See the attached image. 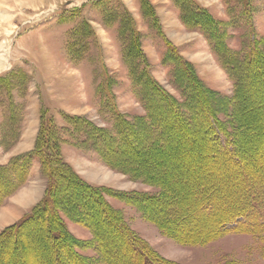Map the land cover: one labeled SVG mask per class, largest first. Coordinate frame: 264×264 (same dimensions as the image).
<instances>
[{"label":"rangeland","instance_id":"1","mask_svg":"<svg viewBox=\"0 0 264 264\" xmlns=\"http://www.w3.org/2000/svg\"><path fill=\"white\" fill-rule=\"evenodd\" d=\"M201 18L213 31L209 38ZM254 46L262 57V74L258 80L251 75V96L259 99L253 107L260 118L247 113L243 121L242 108L252 110V105L243 107L234 98L222 47L241 61ZM188 81L211 91H204L201 103L224 128L236 129L237 123L246 132L252 119H264V0H0V237L38 213L49 187L56 188L50 195L57 216L28 225L33 243L15 255L17 263L47 264L55 253L63 258L59 245L47 237L50 229L59 231L82 259L104 264L93 245L94 231L69 205L80 200L62 189L66 180H74L94 188L129 233L170 263L264 264V240L234 232V224L206 242L183 244L178 238L211 234L214 228L193 221L176 233L160 223L167 209L146 208V198L165 193L171 204L199 193L180 188L194 184L185 170L195 166L190 158L181 163L176 154L169 160L163 155L159 159L165 166L159 162L156 169L145 161L154 160L148 152L153 143H166L148 112L149 101L161 110L156 97L170 99L186 118ZM168 116L163 118L169 121ZM185 126H174L175 133L191 137ZM130 147L134 150L126 154ZM141 154L144 161L138 164ZM164 170L174 174L169 181L159 180ZM200 175L199 182L208 184ZM3 243L1 255L10 241Z\"/></svg>","mask_w":264,"mask_h":264},{"label":"trees","instance_id":"2","mask_svg":"<svg viewBox=\"0 0 264 264\" xmlns=\"http://www.w3.org/2000/svg\"><path fill=\"white\" fill-rule=\"evenodd\" d=\"M203 20L201 18L199 22L202 23ZM202 25L208 29L206 32L207 38H209L212 29L208 28L209 26L206 23H202ZM213 46L211 44V47ZM222 50L226 54L224 66L227 64L231 81L235 83L234 98L243 107L246 104L252 105V110L242 108L243 112L242 115L240 113L239 117L245 121L244 117L247 113L248 116L258 114L256 108H253V105L259 103V99H257L258 97L253 99L251 96L253 94L251 75L253 74L256 77V79L253 78L254 80H258L257 77L262 74L260 71L262 67L260 59L262 57H260V53L255 46L249 50L241 61L237 56L229 54L227 48L222 47ZM196 83L198 86L190 81L184 84L183 91L186 93L189 91L185 97V108L190 110V113L186 118H182L181 113L171 106L170 99H163L160 95L156 97L159 98V103L163 106L161 110H159V107L154 106L152 99L149 101L152 105L148 108V112L155 120L157 129H159L161 137L166 143L162 147H156V143H153L148 152L154 155V160L146 159L145 161L150 164L149 166H152V169H156L159 168V162L164 168L165 161L159 159L163 155L169 160L175 153L179 156L175 159H178L181 163L190 158L195 162V166H188L185 170L187 171L188 181L191 180L194 184L189 186V183L185 182L180 188H183L184 191H188L190 188L192 191L198 189L199 193L192 195L191 198L185 197L179 199V201L173 200L174 202L171 204L169 203L171 202L170 199H167L169 196L165 193L161 198H146L143 199L148 202L146 208L149 210V207L157 205L163 207V210L167 209L160 223L172 226L171 230L174 232H184L182 228L193 221L206 223L208 227L210 226L209 230L215 228L211 234L199 236L198 233L191 232L185 237L178 238L183 244H200L210 238L226 234L229 232L226 227L231 224L235 225L232 229L234 232L248 234L264 240V119H252L246 132L237 123L235 125L236 129L224 128L221 121L214 116L212 110L201 103V99L205 100L204 91L208 94L211 91L201 87L200 83ZM168 109H170V113ZM165 113L169 114L168 117L171 120L167 121L168 119L163 118ZM185 119H189V121ZM184 125L191 132V137L185 138V135L181 136L182 134L175 133L174 126L182 127ZM178 138V142L170 144L171 140L176 141ZM194 144L196 146L191 147ZM153 145H155L154 148ZM188 145L190 149L187 147ZM50 146L52 149H56L53 142ZM132 149L130 147L124 152L127 154ZM140 156L141 159L137 162L138 164L144 161V156L142 154ZM16 161L13 165L17 166L15 169L18 170L21 159ZM43 161L45 162V159ZM180 168L182 167H177V170H180ZM197 169H200L201 172ZM204 172L205 174L201 176L200 173ZM198 174L208 181V184L199 182ZM173 175V172L164 170L163 174L159 175V180L169 181ZM201 186H204L201 188L202 190L200 189ZM63 188L68 189L71 195L83 201L70 202L69 205L72 204L71 208L79 209L80 222L88 225L94 231L93 245L98 250L104 264H173L159 257L147 244L129 233L126 226L119 223L117 218L112 215L111 210L104 207L101 200L96 196L94 188L87 187L82 182L74 180H66L63 183ZM55 189L54 185L49 187L50 193ZM3 192L1 183L0 196L4 195ZM50 193L44 197L43 205L39 208L38 213L30 214L2 234L0 241H3V244L9 241L10 243L6 245V251L2 255L0 254V264H38L37 261H30L29 263L25 260L17 263L14 257L17 253L26 251L29 245L33 243L31 237L35 235L31 233L33 228L28 226L30 223L36 219L39 221L42 217L52 221L57 216L56 200L51 197L53 194L50 195ZM183 204L186 209L181 206ZM94 207L99 209L97 214H92L90 211ZM187 214L191 215L185 218L184 216ZM210 221L212 222L210 223ZM46 225L48 228V224ZM185 230L191 229L187 228ZM110 232H113V238L107 237ZM47 237L55 241L56 245L54 246L59 245L58 247L64 258V260L60 258V254L57 253L50 254L45 259L47 264H94V262L82 259L74 251L72 244L59 231L49 229ZM63 261H66V263Z\"/></svg>","mask_w":264,"mask_h":264},{"label":"bare ground","instance_id":"3","mask_svg":"<svg viewBox=\"0 0 264 264\" xmlns=\"http://www.w3.org/2000/svg\"><path fill=\"white\" fill-rule=\"evenodd\" d=\"M254 96V95H253ZM258 104V103H257ZM254 108V107H253ZM250 109V108H249ZM263 111V110H262ZM189 137V136H188ZM183 147V146H182ZM189 148V147H188ZM173 149V148H172ZM177 149V148H176ZM174 150V149H173ZM173 152V151H172ZM176 152V151H175ZM175 154V153H174ZM264 155V154H263ZM187 156V155H186ZM188 157V156H187ZM264 158V157H263ZM175 160V159H174ZM176 162H178V160L176 161ZM176 167V166H175ZM206 169V168H205ZM181 171V170H180ZM190 171V170H189ZM221 196V195H220ZM217 200V199H216ZM204 222V221H203ZM212 221H210V223H211ZM215 229V228H214ZM206 230V229H205ZM196 233V232H195ZM204 235V234H203ZM192 237V236H191ZM201 238V237H200ZM191 240V239H190Z\"/></svg>","mask_w":264,"mask_h":264}]
</instances>
